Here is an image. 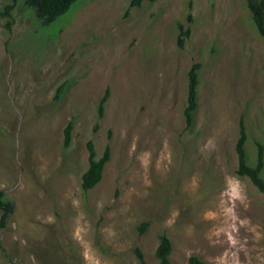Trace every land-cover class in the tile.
Returning <instances> with one entry per match:
<instances>
[{
    "label": "rangeland",
    "instance_id": "1",
    "mask_svg": "<svg viewBox=\"0 0 264 264\" xmlns=\"http://www.w3.org/2000/svg\"><path fill=\"white\" fill-rule=\"evenodd\" d=\"M131 3L80 0L44 27L20 1L10 30L0 18V191L15 206L0 264H160L164 235L172 264H264V194L237 176L243 117L252 164L264 142V38L247 1ZM90 142L112 158L85 192Z\"/></svg>",
    "mask_w": 264,
    "mask_h": 264
},
{
    "label": "trees",
    "instance_id": "2",
    "mask_svg": "<svg viewBox=\"0 0 264 264\" xmlns=\"http://www.w3.org/2000/svg\"><path fill=\"white\" fill-rule=\"evenodd\" d=\"M22 1L29 9L33 11L40 23L44 27H48L65 16L72 7L80 0H11V4L5 7L4 11L0 12V18H7L6 27L10 30L14 24L13 11L17 4ZM155 3L158 0H132L131 7H141L144 2ZM247 8L252 14V22L258 33L264 38V0H246ZM182 34L186 37L191 35V31H183L184 27L180 26ZM185 40H179V46L184 47ZM201 65L196 64L190 71L189 78V106L186 109L185 115L187 119V129H192L195 125V113L199 107V87L201 83ZM65 90V86H61L57 99H60ZM111 95L110 89H107L104 98L100 105V115L103 117L105 113V106L109 101ZM74 129L73 123H69L65 129V146L69 147L72 142V132ZM250 134L248 132L244 117L240 121V138L238 140L236 151L238 156V170L237 176L240 179H249L251 183L264 194V142L257 141V155L254 164L251 162L250 151ZM89 149V168L82 177V188L85 192L95 189L103 180L107 164L112 158V149L110 146L106 147L102 157H98V153L93 142L88 144ZM0 210L3 212L0 227L5 228L9 218L15 211L13 203L6 201L5 192L0 191ZM145 224L142 232L147 228ZM174 247L172 240L164 235L161 238V244L157 250V258L160 264H172L171 255ZM139 257L143 260V254L138 251ZM189 264H209L203 261L198 256H192Z\"/></svg>",
    "mask_w": 264,
    "mask_h": 264
}]
</instances>
